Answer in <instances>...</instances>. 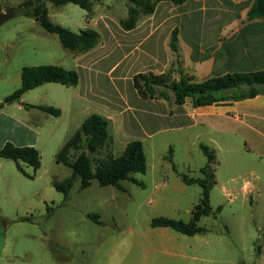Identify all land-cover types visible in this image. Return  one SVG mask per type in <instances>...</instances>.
<instances>
[{"label": "rangeland", "instance_id": "obj_1", "mask_svg": "<svg viewBox=\"0 0 264 264\" xmlns=\"http://www.w3.org/2000/svg\"><path fill=\"white\" fill-rule=\"evenodd\" d=\"M25 1L0 0L2 11L12 9L14 13L0 27V150L7 142L22 145L36 139L41 167L34 170L22 163V172L14 161L0 157V264H142L140 243H148L143 230L151 217L189 221L202 198V188L190 185L163 197L152 194V175L172 171L167 158L179 143L176 134L169 132L157 136L153 146L145 143L148 170L133 174L144 187L126 180L121 182L123 191L102 187L94 179L90 187L81 189L77 178L68 197L55 189V181L72 175L69 167L57 163L58 152L95 110L84 101L70 104L77 88L58 83L30 90L16 103L4 102L21 87L24 67L77 69L74 53L63 48L58 36L22 13L20 6ZM47 7L54 24L76 33L94 29L102 38L106 32L103 16L117 25L128 15L127 0H94L91 13L74 4L55 7L48 2ZM87 18L92 19L87 22ZM113 94L108 81L99 78L95 95L113 99ZM37 105L64 109L66 115L56 117L31 107ZM112 125L109 131L116 143L111 141L91 155L94 169L99 160L121 155L124 138ZM196 135L189 134L188 141H195ZM200 141L215 151L212 169L217 186L211 191L212 214L200 223L207 228L205 237L195 241L188 237L202 258L196 264H264V159L259 150L248 151L247 145L254 144L252 133L213 134L211 140L202 136ZM81 152H72V160ZM193 153L188 168L180 156L174 162L179 172L197 177L207 158L200 149ZM89 215H98L101 224Z\"/></svg>", "mask_w": 264, "mask_h": 264}, {"label": "crops", "instance_id": "obj_2", "mask_svg": "<svg viewBox=\"0 0 264 264\" xmlns=\"http://www.w3.org/2000/svg\"><path fill=\"white\" fill-rule=\"evenodd\" d=\"M254 2L188 0L175 5L164 1L157 5L152 15L141 18L131 31H125L120 23L112 24L103 16L105 22L102 25L106 32L100 44L86 53L73 52L80 81L74 86L77 95L70 104H78V101L89 103L95 113L88 116L98 114L108 119L109 129L114 123L117 133L124 138L120 144L121 154L131 141H141L145 151L146 142H151L153 146L157 136L169 132L176 134L179 144L170 149L173 156L167 158L173 172L152 175L155 177L151 191L154 196L163 197L177 190L183 191L190 185L202 188L198 183L186 184L181 177L184 173L175 168L177 164L174 162L180 156L186 159L184 164L188 168L187 162L193 158V151L196 148L202 151L201 145L207 146L201 143L202 136L211 140L213 134L251 132L254 144L253 147L247 145L248 151L259 150L260 157L264 159V94L242 101L194 107L190 99L183 105H176L173 93H169L168 101L144 99L133 81L138 74H164L173 67L176 55L170 42L175 30L178 31L180 69L193 76L196 82L232 73L264 71V19L249 20ZM91 19L87 18V22ZM172 76L178 80L180 74L174 71ZM99 78L108 81L114 93L113 99L95 95ZM61 112L60 116L66 115L64 109ZM191 133H198L192 143L188 141ZM110 135L115 144L114 135ZM196 141L199 143L194 144ZM36 142L35 139L17 146L34 147ZM213 144L218 148V142L213 141ZM202 168L197 177L187 176L203 179ZM214 186H217L216 180ZM207 217L201 218L200 226L204 227L200 223ZM154 218L179 220L167 216L151 217L143 230L148 243H140L142 264H196L202 259L197 256L196 247L191 245L188 237H192L193 241L202 240L206 232L189 236L168 227H152ZM191 219L192 216L184 222ZM1 260L4 261V258Z\"/></svg>", "mask_w": 264, "mask_h": 264}, {"label": "trees", "instance_id": "obj_3", "mask_svg": "<svg viewBox=\"0 0 264 264\" xmlns=\"http://www.w3.org/2000/svg\"><path fill=\"white\" fill-rule=\"evenodd\" d=\"M93 1L26 0L20 8L26 17L37 19L46 32L57 35L64 49L74 53H86L100 44V33L94 29H84L76 33L61 25L54 24L49 17L47 3L49 2L55 7L74 4L91 13ZM164 1L181 5L188 0H127L128 15L120 21L121 27L125 31L135 29L141 18L152 15L157 5ZM255 19H264V0H255L249 12V20ZM170 47L176 55V60L168 72L164 74L141 73L134 77V86L142 98L165 99L168 101L169 93H173L176 105H183L190 99L194 107H204L252 99L264 94V71L232 73L210 78L203 82H196L193 76L187 75L180 69L177 30L172 35ZM174 71L180 74L178 80L172 76ZM21 81V87L8 96L4 101L5 103L18 102L25 93L46 83H58L67 87L77 86L80 77L77 71L66 70L59 66H27L22 70ZM162 88L164 90H161ZM31 107L56 117H59L62 113L60 109L51 106L38 105ZM111 141L108 119L98 114L88 116L56 156L57 163L69 167L72 170V175L62 182L55 181V189L68 197L77 178L81 181V189L90 187L94 179L102 187L113 186L123 191L124 187L121 182L126 180L144 187V183L133 176V174L138 173L145 174L148 169L147 158L141 141L129 142L119 157L109 155L107 158L99 160L95 169L93 168L91 155L99 152ZM201 149L207 158V164L201 169L204 178L194 179L181 174L182 180L186 184L198 183L203 188L202 198L194 208L191 221L154 218L151 222L152 227H168L189 236L207 231L206 228L199 225V222L202 217L212 214L210 197L215 185L212 164L215 163L216 155L214 151L205 145H201ZM74 151L82 152L72 160L71 155ZM0 157L14 161L17 168L22 172H24L22 163L31 166L34 170L41 167L40 152L33 146H17L7 142L0 150ZM218 211H220V208ZM88 217L101 224L98 215H89Z\"/></svg>", "mask_w": 264, "mask_h": 264}, {"label": "water", "instance_id": "obj_4", "mask_svg": "<svg viewBox=\"0 0 264 264\" xmlns=\"http://www.w3.org/2000/svg\"><path fill=\"white\" fill-rule=\"evenodd\" d=\"M14 17V13L12 9H8L6 11H2L0 8V27L8 22L10 19ZM2 105H0V110L2 109Z\"/></svg>", "mask_w": 264, "mask_h": 264}]
</instances>
